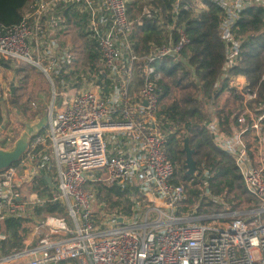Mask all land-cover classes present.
Returning a JSON list of instances; mask_svg holds the SVG:
<instances>
[{
  "label": "built area",
  "instance_id": "1",
  "mask_svg": "<svg viewBox=\"0 0 264 264\" xmlns=\"http://www.w3.org/2000/svg\"><path fill=\"white\" fill-rule=\"evenodd\" d=\"M208 3L223 13L224 62L213 85L223 99L203 97L202 126L258 204L241 212H229L211 195L209 171L197 165L191 177L202 192L186 205L184 181L170 182L174 166L165 151L185 129L156 117L157 63L189 67L183 57L189 39L178 14L197 16ZM249 6L264 7V0H175L170 24L156 18L155 0H34L25 7L19 23L0 34V58L39 70L51 102L45 128L20 161L0 173V222L30 224L18 249L7 248L5 228L0 264H264V104L256 103L257 91L243 75L231 73L240 49L233 28ZM148 22L162 29L163 39L140 54L134 44ZM80 35L94 43L107 91L88 79L63 78L82 50ZM190 71L201 83L198 71ZM226 99L238 100L227 105L233 110L224 130L217 112ZM100 186L134 189L140 200L130 197L129 214L110 212L98 197ZM45 205L61 212L36 214ZM214 219L226 227L208 223Z\"/></svg>",
  "mask_w": 264,
  "mask_h": 264
},
{
  "label": "trees",
  "instance_id": "2",
  "mask_svg": "<svg viewBox=\"0 0 264 264\" xmlns=\"http://www.w3.org/2000/svg\"><path fill=\"white\" fill-rule=\"evenodd\" d=\"M34 0H0V34L19 23L26 6ZM175 0H155L156 18H163L168 24L172 21L171 5ZM178 25L185 31L189 39V45L183 52V57L189 63V67L182 63H173L164 59L156 65V73L159 75L153 81L155 92L158 95L157 119L167 126H181L185 129L179 137L169 139L166 144V156L174 166V176L170 180L173 184L184 181L183 189L188 195L186 205L190 206L198 200L202 189L199 181L186 176L183 169L185 155L182 151V139L188 137L189 147L194 150L193 160L197 167L204 166L209 171V191L215 197H221L226 202L229 212H241L258 207L255 199L244 189L241 177L231 158L224 152L216 149L204 127L202 126L203 113L200 108L198 96L207 99L213 95L217 104L223 99L213 92V85L220 74L224 62V46L220 39L219 24L223 13L215 4L208 3L207 9L197 16L190 12H180ZM146 24L142 29V36L135 41L134 49L142 54L147 46L162 41V29L155 23ZM233 34L240 41V49L237 57V65L231 71L232 74H241L249 82L251 89L257 91V104H264V7L249 6L240 15V19L233 28ZM82 47L73 56L74 66L63 78L67 81L83 79L94 81L98 88L108 89L105 79V70L99 65V54L94 49L93 41L80 35ZM0 65L8 68L9 61L0 58ZM199 73L201 83L193 79L190 69ZM22 69H17L16 73ZM18 89V87H17ZM18 96L14 97V103H18ZM169 103H165L168 101ZM238 99H233L237 103ZM222 108L217 112L220 127L227 129L229 115L233 109H228L229 99L223 102ZM19 107V106H18ZM25 108L24 104L20 105ZM19 107V108H20ZM37 104V108H39ZM24 111V110H23ZM38 113V112H36ZM36 113L33 114L36 115ZM1 121V106H0ZM8 130L6 137L11 141ZM6 144V143H4ZM41 180L39 179L38 182ZM134 189L121 191L114 186L99 187V199L107 204L108 211L121 214L131 212L130 197L140 200L137 195H131ZM202 207V205H201ZM203 207L220 213L219 206L211 203H203ZM61 212L58 205H45L35 210L39 213ZM27 220L8 219L5 228L8 233L9 249L21 247L22 240L28 230Z\"/></svg>",
  "mask_w": 264,
  "mask_h": 264
},
{
  "label": "rangeland",
  "instance_id": "3",
  "mask_svg": "<svg viewBox=\"0 0 264 264\" xmlns=\"http://www.w3.org/2000/svg\"><path fill=\"white\" fill-rule=\"evenodd\" d=\"M17 69L22 70L16 73ZM11 86L13 93H11ZM16 95L18 96V103L15 104L19 107L24 104L25 108L20 107V109L27 120H33L42 113L47 112L51 102L48 83L45 76L39 70L27 65L12 64L11 62H9L8 68L0 65V97H2L9 117L5 134L11 129L12 132L9 135L11 140L17 137V129L20 127L13 118L11 111V103L14 102ZM165 103H169V100L165 101ZM37 104L41 107L37 108ZM202 106L203 104H200V107ZM34 113L36 115L33 116ZM212 222L223 228L227 225L226 222H222L220 219H214L208 223ZM27 224L30 227L29 222Z\"/></svg>",
  "mask_w": 264,
  "mask_h": 264
},
{
  "label": "water",
  "instance_id": "4",
  "mask_svg": "<svg viewBox=\"0 0 264 264\" xmlns=\"http://www.w3.org/2000/svg\"><path fill=\"white\" fill-rule=\"evenodd\" d=\"M11 93H13L11 86ZM1 121H0V173L9 166L20 161L23 155L28 151L29 143L33 137L41 132L47 125L48 112H44L33 120H27L22 110L14 103H11L13 118L20 125L17 129V137L14 138L7 146H4L7 138L5 131L9 122L7 110L2 97H0ZM182 151L185 155L183 169L186 176H191L196 170V162L193 160L194 150L189 147L188 137L182 139ZM48 181V178L45 179ZM5 234V223L0 222V235Z\"/></svg>",
  "mask_w": 264,
  "mask_h": 264
},
{
  "label": "crops",
  "instance_id": "5",
  "mask_svg": "<svg viewBox=\"0 0 264 264\" xmlns=\"http://www.w3.org/2000/svg\"><path fill=\"white\" fill-rule=\"evenodd\" d=\"M224 99H225V97H224ZM227 100H228V99H227ZM199 101H200V104H203V106L200 107L199 109H200L202 112H205V107H206V105H207V101H206L204 98H200ZM229 105H230V107H232V106H233V103L230 102ZM203 114H204V113H203Z\"/></svg>",
  "mask_w": 264,
  "mask_h": 264
},
{
  "label": "flooded vegetation",
  "instance_id": "6",
  "mask_svg": "<svg viewBox=\"0 0 264 264\" xmlns=\"http://www.w3.org/2000/svg\"><path fill=\"white\" fill-rule=\"evenodd\" d=\"M8 144H4V146H7Z\"/></svg>",
  "mask_w": 264,
  "mask_h": 264
}]
</instances>
